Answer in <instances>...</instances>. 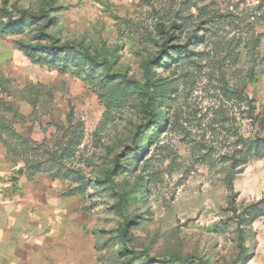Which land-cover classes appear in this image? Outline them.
Returning a JSON list of instances; mask_svg holds the SVG:
<instances>
[{
  "label": "rangeland",
  "instance_id": "1",
  "mask_svg": "<svg viewBox=\"0 0 264 264\" xmlns=\"http://www.w3.org/2000/svg\"><path fill=\"white\" fill-rule=\"evenodd\" d=\"M22 10L40 18L11 24ZM0 22V123L76 148L69 177L28 178L0 142L1 187L36 180L32 264H264V201L238 215L264 197V157L228 189L238 135L264 136L239 99L264 112V0H0Z\"/></svg>",
  "mask_w": 264,
  "mask_h": 264
},
{
  "label": "trees",
  "instance_id": "2",
  "mask_svg": "<svg viewBox=\"0 0 264 264\" xmlns=\"http://www.w3.org/2000/svg\"><path fill=\"white\" fill-rule=\"evenodd\" d=\"M30 17L32 21L40 18L39 15L29 13L26 10H22L20 12V17L16 19L15 21H11L12 24H21V22H24V19ZM6 25V26H5ZM9 25L7 23L0 22V31H8ZM40 48H43L44 46H39ZM53 51L55 53H69V52H78L81 53L80 47L72 44V43H66L61 46H53ZM162 51V50H161ZM86 58L90 60L92 63H100L98 60L89 54L84 53ZM138 86V89L141 91V93L144 94V97L146 99L147 104L149 103V100L151 99V95L147 90L144 89L143 85L136 84ZM241 101H246L248 103V108L246 109L247 117H251L253 120H256L259 125L264 124V112L263 113H255L251 109L253 108L251 106V101L248 99V96H245V98H239ZM77 130L74 131V133ZM78 134H74V137H77ZM73 137H70L68 139L67 145H62V143H59L57 146L59 148L52 149L47 146V139L44 138L41 142H36L35 140H32L28 135L25 133L17 130L11 123H0V142L4 145L6 148V153L10 157L13 158H22L27 171H31L32 174L28 175V178L31 176H34L36 173L39 172H48L50 173V176L54 177H69L67 174H60L61 168L65 167V161L71 157L74 156V152L76 150L75 146L73 145L74 142L72 141ZM76 142L77 140L75 138ZM79 143V141H78ZM77 143V144H78ZM237 146L235 147V154L231 155L232 163L230 165V172L228 177V189L231 191L233 189V172L237 167L242 164L249 161L251 158H261L264 157V136H261L259 134L251 135V136H242L238 135L237 138ZM238 147V148H237ZM44 165H50L53 168H55V172H51L50 168H45ZM69 170V169H68ZM70 172H76L75 170H70ZM233 201L234 198L230 197ZM264 197L262 200H259L252 204L250 207H245L242 211L238 213L239 217L244 222H253L257 217L263 214V209L261 207V203H263ZM234 203V202H233ZM233 213H235L238 209L236 208L235 204H232L231 207ZM124 249L121 248V251ZM143 253H146L145 251H141ZM163 261H175V260H181L186 262H195L197 264H203L200 260V258L196 256H189V257H180V256H164Z\"/></svg>",
  "mask_w": 264,
  "mask_h": 264
},
{
  "label": "crops",
  "instance_id": "3",
  "mask_svg": "<svg viewBox=\"0 0 264 264\" xmlns=\"http://www.w3.org/2000/svg\"><path fill=\"white\" fill-rule=\"evenodd\" d=\"M10 179H15V176ZM19 179L21 182L16 190L11 182L7 186L0 185V264H32L34 252L37 251V242L32 241L35 233L33 224L36 225L33 215L38 209L37 184L36 180L28 179L24 174L19 175ZM10 226L21 230L19 244L11 240L8 233ZM4 246L9 247L10 251H5Z\"/></svg>",
  "mask_w": 264,
  "mask_h": 264
}]
</instances>
